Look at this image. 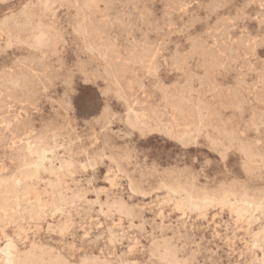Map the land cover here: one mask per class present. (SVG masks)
I'll return each mask as SVG.
<instances>
[{
    "label": "rangeland",
    "instance_id": "374dc122",
    "mask_svg": "<svg viewBox=\"0 0 264 264\" xmlns=\"http://www.w3.org/2000/svg\"><path fill=\"white\" fill-rule=\"evenodd\" d=\"M61 1L0 0L2 196L45 150L0 216V249L10 239L42 264H168L166 247L182 264L263 263L264 0Z\"/></svg>",
    "mask_w": 264,
    "mask_h": 264
},
{
    "label": "bare ground",
    "instance_id": "6f19581e",
    "mask_svg": "<svg viewBox=\"0 0 264 264\" xmlns=\"http://www.w3.org/2000/svg\"><path fill=\"white\" fill-rule=\"evenodd\" d=\"M47 1V0H46ZM59 1V0H58ZM61 1V0H60ZM133 1V0H132ZM164 1V0H163ZM174 1V0H173ZM183 1V0H182ZM215 1V0H214ZM221 1V0H220ZM230 1V0H229ZM249 1V0H248ZM252 1V0H251ZM259 1V0H258ZM262 1V0H261ZM62 2V1H61ZM185 2V1H184ZM196 2V1H195ZM222 2H223V0H222ZM255 2V1H254ZM48 3H49V0H48ZM152 3V2H151ZM168 3V2H167ZM213 3V2H212ZM217 3V2H216ZM216 3H214V5L216 4ZM226 3V2H225ZM229 3V2H228ZM53 4V6H54V3H52ZM173 4V3H172ZM172 4H170V6L172 5ZM191 4H192V2H191ZM196 4V3H195ZM202 4V3H201ZM201 4H199L200 5V7L199 8H201V7H203V6H201ZM220 5L221 4H223V3H219ZM253 4V3H252ZM182 5V4H181ZM186 5V4H185ZM210 5V4H209ZM224 5V4H223ZM222 5V6H223ZM249 5V4H248ZM248 5L246 4V6L248 7ZM264 5V4H263ZM206 6V5H205ZM219 6V5H218ZM251 6V5H250ZM257 6V5H256ZM24 7V6H23ZM173 7V6H172ZM186 7H187V5H186ZM215 7H217V6H215ZM215 7H212V8H215ZM221 7V6H220ZM220 7H218L219 9H220ZM226 7V6H225ZM228 7H229V5H228ZM261 7V6H260ZM259 7V8H260ZM263 7V6H262ZM45 8V7H44ZM48 8V7H47ZM47 8H45V9H47ZM50 8V7H49ZM48 8V9H49ZM174 8V7H173ZM223 8V7H222ZM47 9V10H48ZM128 9H130V7L128 8ZM178 9V8H177ZM261 9V8H260ZM179 10H181V8L179 9ZM49 11V10H48ZM171 11V10H170ZM169 11V12H170ZM46 12V11H45ZM168 12V13H169ZM257 12V11H256ZM166 13V12H165ZM212 14H213V12H212ZM168 16V15H167ZM235 16V15H234ZM251 16V15H250ZM264 16V15H263ZM236 17H238V16H236ZM244 17V16H243ZM4 18V17H3ZM195 18H196V16H195ZM206 18V17H205ZM230 18V17H229ZM233 18V17H232ZM238 18H241V17H238ZM247 18H249V17H247ZM251 18V17H250ZM197 19V18H196ZM200 19V18H199ZM237 19V18H236ZM236 19H234V20H236ZM244 19V18H243ZM253 19V18H252ZM170 20V19H169ZM222 21H223V19H221ZM228 20V19H227ZM231 20V19H230ZM239 20V19H238ZM200 21V20H199ZM240 21V20H239ZM238 21V22H239ZM258 21V20H257ZM1 22V21H0ZM193 22H195L194 20H193ZM223 22H225V21H223ZM172 23V22H171ZM185 23H187V22H185ZM231 23V22H230ZM263 23V22H262ZM219 24H221V23H219ZM223 24V23H222ZM221 24V25H222ZM241 24V23H240ZM259 24V23H258ZM264 24V23H263ZM185 25V24H184ZM214 25V24H213ZM242 25V24H241ZM194 26V25H193ZM216 26V25H215ZM228 27H229V25H227ZM260 26V25H259ZM5 27V26H4ZM208 27V26H207ZM217 27V26H216ZM230 27H232V26H230ZM184 28V27H183ZM224 28H226V27H224ZM259 28V27H258ZM182 29V28H181ZM180 29V30H181ZM187 29V28H186ZM228 29V28H227ZM234 29V28H233ZM54 30V29H53ZM63 30V29H62ZM224 30V29H223ZM229 30H230V28H229ZM228 30V31H229ZM73 31H74V29H73ZM226 31V30H225ZM235 31V30H234ZM246 31V30H245ZM205 32V31H204ZM230 32H231V30H230ZM229 32V33H230ZM54 33V32H53ZM212 33V32H211ZM222 33H223V31H222ZM77 34V33H76ZM213 34H214V32H213ZM218 34V33H217ZM221 34V33H220ZM223 34H225V33H223ZM204 35L205 36H209V34H205L204 33ZM219 35V34H218ZM222 35V34H221ZM241 35V34H240ZM247 35V34H246ZM56 36H58V35H56ZM199 36H201V35H199ZM215 36V35H214ZM220 36V35H219ZM262 36H264V35H262ZM210 37V36H209ZM45 38H46V35L44 34V33H42V32H39L38 34H36L35 35V37H34V43L36 44V45H41V44H43V42L45 41ZM61 38V37H60ZM197 38V37H196ZM200 38V37H199ZM219 38V37H218ZM232 39L231 40H234L235 41V39H233V37H231ZM247 38V37H246ZM252 38V36H250V38L249 39H251ZM262 38H264V37H262ZM261 38V39H262ZM63 39V38H62ZM188 39V38H187ZM210 39H211V37H210ZM248 39V40H249ZM254 39V38H253ZM61 40V39H60ZM196 40V39H195ZM209 40V39H208ZM245 40V39H244ZM263 40V39H262ZM262 40H261V42H262ZM65 41V40H64ZM242 41V40H241ZM264 41V40H263ZM215 42V41H214ZM213 42V43H214ZM260 42V41H259ZM67 43V42H66ZM193 43V42H192ZM194 43H195V41H194ZM193 43V44H194ZM202 43V42H201ZM227 43V42H226ZM233 43V42H232ZM231 43V44H232ZM197 44V43H196ZM230 44V45H231ZM238 44H240L239 42H238ZM201 45V44H200ZM214 45V44H213ZM220 45V44H219ZM223 45V44H222ZM225 45V44H224ZM262 45V44H261ZM260 45V46H261ZM4 46V45H3ZM83 46H84V44H83ZM194 46V45H193ZM196 46V45H195ZM203 46H204V44H203ZM203 46H201V47H199V48H202ZM215 46H217V45H215ZM218 47V46H217ZM243 47V46H242ZM194 48V47H193ZM224 48V47H223ZM228 47H226V49H227ZM229 48H231V46L229 47ZM241 48V47H240ZM246 48H247V46H246ZM252 48V47H251ZM91 49V48H90ZM147 49V48H146ZM250 49V48H249ZM253 49V48H252ZM3 50H5V48H3ZM198 50V49H197ZM209 50V49H208ZM212 50H214V49H212ZM222 50V49H221ZM228 50V49H227ZM240 50V49H239ZM244 50V49H243ZM247 50H248V48H247ZM254 50V49H253ZM216 51H218V50H216ZM220 51V50H219ZM223 51V50H222ZM228 51H231V50H228ZM238 51V50H237ZM249 51V50H248ZM214 52V51H213ZM232 52V51H231ZM234 52H235V50H234ZM91 53V52H90ZM211 54H212V51L210 52ZM209 53V54H210ZM248 53H250V52H248ZM94 54H96V53H94ZM194 54V53H193ZM203 54H205V53H203ZM255 54H256V52H255ZM213 55V54H212ZM229 55V54H228ZM250 55H251V53H250ZM95 56V55H94ZM206 56V55H205ZM234 56H237V55H234ZM238 56H240V55H238ZM252 56V55H251ZM224 57V56H223ZM215 58V57H214ZM225 58V57H224ZM229 58V57H228ZM237 58V57H236ZM239 58V57H238ZM237 58V59H238ZM220 59V58H219ZM222 59V58H221ZM220 59V60H221ZM233 59V58H232ZM261 59V58H260ZM17 60V59H16ZM234 60V59H233ZM232 60V61H233ZM21 61V60H20ZM193 61V60H192ZM218 61V60H217ZM226 61V60H225ZM230 61V60H229ZM228 61V62H229ZM208 62V61H207ZM248 62V61H247ZM252 62H254V61H252ZM225 63V62H224ZM232 63V62H231ZM223 64V63H222ZM236 64V63H235ZM234 64V65H235ZM248 64V63H247ZM13 65H15V64H13ZM18 65H20V64H18ZM22 65V64H21ZM35 65V64H34ZM34 65L32 66V68L34 67ZM80 65V64H79ZM218 65V64H217ZM31 66V65H30ZM36 66V65H35ZM199 66V65H198ZM219 66V65H218ZM241 66V65H240ZM249 66V65H248ZM248 66L246 67V68H248ZM24 67V66H23ZM203 68V67H202ZM220 68V67H219ZM260 68H262V67H260ZM232 69V68H231ZM230 69V70H231ZM224 70V69H223ZM97 71V70H96ZM240 71H241V69H240ZM243 71V70H242ZM252 71V70H251ZM250 71V72H251ZM264 71V70H263ZM256 72V71H255ZM241 73V72H240ZM1 74V73H0ZM3 74V73H2ZM7 74V73H6ZM81 74H82V72H81ZM97 74V73H96ZM229 74V73H228ZM258 74V73H257ZM262 74H264V73H261V75ZM23 75H25V74H23ZM83 75V74H82ZM20 76V75H19ZM41 76V75H40ZM243 76H246V75H243ZM11 77V76H10ZM26 77V76H25ZM36 77H37V75H36ZM34 79V78H33ZM67 79V78H66ZM245 79V78H244ZM264 79V78H263ZM263 79H262V81H263ZM12 79H10V81H11ZM68 80H69V78H68ZM40 81V80H39ZM245 81V80H244ZM243 81V82H244ZM260 81V80H259ZM12 82V81H11ZM23 82H26L25 80L23 81ZM252 82V81H251ZM256 83H257V81H255ZM4 83V82H3ZM16 83V82H15ZM18 83H19V80H18ZM28 83H30V82H28ZM35 83V82H34ZM41 83V82H40ZM9 84H11L10 82H9ZM26 85H27V83H25ZM32 84V83H31ZM255 84V83H254ZM12 85H14L13 83H12ZM22 85V84H21ZM65 85V84H64ZM20 86V85H19ZM37 86V85H36ZM43 86V85H42ZM12 87V86H11ZM26 87V86H25ZM263 87V86H262ZM3 88V87H2ZM1 88V89H2ZM6 88V87H5ZM18 88H20V87H18ZM21 88H22V86H21ZM26 88H28V87H26ZM36 88V87H35ZM39 88V87H38ZM109 88V87H108ZM223 88V87H222ZM221 88V89H222ZM4 89V88H3ZM14 89H16V88H13V90ZM47 89V88H46ZM17 90V89H16ZM23 90V89H22ZM262 90V89H261ZM260 90V91H261ZM15 91V90H14ZM6 92V91H5ZM21 92V91H20ZM212 93V92H211ZM210 93V94H211ZM28 94V93H27ZM36 94V93H35ZM42 94V93H41ZM224 95V94H223ZM262 95V94H261ZM3 96H6L5 94H3ZM10 96V95H9ZM37 96V95H36ZM39 96V95H38ZM264 96V95H263ZM11 97H12V95H11ZM23 97V96H22ZM22 97H20V98H22ZM61 97L63 98V96L61 95ZM224 97V96H223ZM226 97H229V95L228 96H226ZM20 98L18 97V99L20 100ZM218 98V97H217ZM29 99V98H28ZM50 99V98H49ZM234 99V98H233ZM254 99V98H253ZM259 99H261V98H259ZM13 100H16V102L18 101L17 99H13ZM12 100V101H13ZM47 101H48V98L46 99ZM122 100V99H121ZM255 100V99H254ZM257 100H258V98H257ZM33 101V100H32ZM14 102V101H13ZM22 102V101H21ZM259 102H261V100H259ZM263 102V101H262ZM1 103H2V101H1ZM64 104H66V102L64 103ZM259 104H261V103H259ZM264 104V103H263ZM262 104V105H263ZM1 105V104H0ZM3 105V104H2ZM221 105V104H220ZM226 106V105H225ZM238 106H239V104H238ZM2 107V106H1ZM5 107H7V106H5ZM70 107V106H69ZM227 107V106H226ZM226 107H222V108H226ZM232 107H234V106H232ZM231 107V108H232ZM235 107H236V105H235ZM240 107H242V104H241V106ZM237 108H239V107H237ZM62 109V108H61ZM107 109V108H106ZM105 109V110H106ZM110 109V108H109ZM235 109V108H234ZM240 109V108H239ZM0 110H2V111H4L2 108L0 109ZM58 110H60V109H58ZM58 110H57V114H58ZM72 110V109H71ZM74 110V109H73ZM227 110V109H226ZM225 110V111H226ZM232 110V109H231ZM256 110H258V109H256ZM2 111H1V113H2ZM107 111H109V110H107ZM236 111V110H235ZM240 111H241V109H240ZM262 111V110H261ZM242 112V111H241ZM241 112H239V114L241 113ZM65 113V112H64ZM103 113V112H102ZM66 114V113H65ZM73 114V113H72ZM263 114H264V112H263ZM108 115V114H107ZM113 115H115V114H113ZM256 115H258V113L256 114ZM59 116V115H58ZM105 116H106V114H105ZM109 116V115H108ZM254 116V115H253ZM111 115H110V119H111ZM248 117V116H247ZM263 117V116H262ZM261 117V118H262ZM6 118H7V116H6ZM113 118H114V116H113ZM9 119V118H8ZM98 119H100V121H101V118H98ZM263 119H264V117H263ZM24 120H25V118H24ZM69 120V119H68ZM112 120V119H111ZM118 120H120L119 118H118ZM124 120V119H123ZM122 120V121H123ZM250 120H251V122H252V117L250 118ZM250 120H249V122H250ZM258 120V119H257ZM259 120H261L260 118H259ZM258 120V121H259ZM126 121L128 122V120L126 119ZM125 121V122H126ZM112 122V121H111ZM120 122V121H119ZM262 123H264L263 121H261ZM260 122V124H262ZM0 123H1V121H0ZM87 123V122H86ZM101 123V122H100ZM254 123H256V122H254ZM57 124V123H56ZM55 124V125H56ZM108 125H109V123H107ZM127 124V123H126ZM91 125V124H90ZM97 125H99V124H97ZM252 125V124H251ZM255 124H253V126H254ZM264 125V124H263ZM263 125H261L262 127H263ZM21 126V125H20ZM23 126V125H22ZM107 126V125H106ZM128 126V125H127ZM132 126V125H131ZM143 126H145V125H143ZM259 126V125H258ZM4 127V126H3ZM103 127V126H102ZM129 127H130V125H129ZM252 127V126H251ZM255 127V126H254ZM260 127V126H259ZM12 128V127H11ZM44 128V127H43ZM73 128V127H72ZM106 128V127H105ZM131 128V127H130ZM133 128V127H132ZM156 128V127H155ZM256 129H257V127H256ZM105 130V129H104ZM166 130V129H165ZM1 131V130H0ZM76 131V130H75ZM119 132H120V130H118ZM157 131V130H156ZM15 132V131H14ZM77 132V131H76ZM142 132V131H141ZM166 132V131H165ZM125 133V132H124ZM137 133H139V131L137 132ZM3 134V133H2ZM105 134H106V132H105ZM119 134V133H118ZM126 134V133H125ZM124 134V135H125ZM130 134V133H129ZM158 134V133H157ZM73 135H75V133L73 134ZM163 135V134H162ZM197 135H198V133H197ZM88 136V135H87ZM102 136H103V134H102ZM165 136V135H164ZM167 136V135H166ZM169 136V135H168ZM75 137V136H74ZM118 137V136H117ZM143 137V136H142ZM141 137V138H142ZM107 138H108V136H107ZM127 138V137H126ZM140 138V137H139ZM169 138V137H168ZM180 138H181V136H180ZM192 138V137H191ZM2 140H6V139H4V138H2ZM119 140V139H118ZM83 141H84V139H83ZM177 141H178V137H177ZM176 141V142H177ZM180 141V140H179ZM183 141V140H182ZM185 142H187V141H185ZM184 142V143H185ZM189 142V141H188ZM81 143V142H80ZM212 143V142H211ZM103 144V143H102ZM179 145H180V143H178ZM182 144V143H181ZM112 145V144H111ZM110 145V146H111ZM211 145V144H210ZM19 146V145H18ZM76 146H77V144H76ZM79 146V145H78ZM186 146V145H185ZM184 146V147H185ZM109 147V146H108ZM107 147V148H108ZM186 147H188V146H186ZM77 148V147H76ZM114 148V147H113ZM102 149V148H101ZM112 149V148H111ZM239 149H240V147H239ZM109 150V149H108ZM117 150H119V149H117ZM233 150V149H232ZM77 151V150H76ZM93 151V150H92ZM244 151H245V149H244ZM109 152V151H108ZM108 152H107V154H108ZM241 152V151H240ZM29 153H31V154H34L35 155V157H36V160L35 161H30V159H26L25 160V165L26 166H29L30 164L31 165H33L32 166V168L30 169L29 167H27L25 170H23V171H21L20 173H19V175H15V176H13L12 177V179H11V183H9V184H5V193L6 194H9V196L8 197H4V196H2V194H1V190H0V216H3V217H9V218H12V214L11 213H9V210L10 209H12V208H14V205H19V199H20V197L21 196H24V195H28L29 194V188H27V186H25V187H22L20 190L22 191V193H20V195H19V190H18V188H20V186L22 185V184H26L28 181H30L32 178H34V177H37V173H38V170H39V168H45L44 167V165H43V160H44V158H45V150L43 149V148H35V149H31L30 151H29ZM81 153V152H80ZM83 153V152H82ZM217 153V152H216ZM94 154V153H93ZM242 154H243V152H242ZM75 155V154H74ZM80 155V154H79ZM126 155V154H125ZM97 156V155H96ZM96 156H94V157H96ZM220 156H221V154H220ZM254 155H252V157H253ZM110 157V156H109ZM109 157L107 156V159H109ZM116 157V156H115ZM115 157H113V161H115L114 160V158ZM118 157H119V155H118ZM127 157V156H126ZM130 157V156H129ZM251 157V156H250ZM87 158V157H86ZM90 159L89 160H91V157H89ZM92 158H93V155H92ZM112 158V157H111ZM122 158V157H121ZM120 158V159H121ZM124 158V157H123ZM134 158V157H133ZM145 158V157H144ZM220 158H223L222 156L220 157ZM226 157H225V155H224V159H225ZM101 159V158H100ZM125 159V158H124ZM224 159H223V161H224ZM83 160V162H84V159H82ZM85 160H87V159H85ZM93 160V159H92ZM99 160V159H98ZM110 160V159H109ZM128 160H129V158H128ZM130 160H131V157H130ZM110 161H112V160H110ZM132 161V160H131ZM99 162V161H98ZM122 162H123V160H122ZM72 163V162H71ZM74 163H77V162H74ZM79 163V162H78ZM92 163V162H91ZM114 163V162H113ZM112 163V164H113ZM127 163V162H126ZM86 164V163H85ZM89 164V163H88ZM87 164V165H88ZM114 164H116V163H114ZM121 165H122V163H120ZM63 165V164H62ZM66 165V164H65ZM81 165V164H80ZM87 165H85V166H87ZM95 166H97L96 165V161H95V164H94ZM99 165V164H98ZM129 165V164H128ZM134 165V164H133ZM138 166H139V164H137ZM71 166H73V165H71ZM84 166V167H85ZM69 167L70 166H68V169H69ZM119 167V166H118ZM127 167V166H126ZM145 167V166H144ZM150 167H152V166H150ZM171 167V166H170ZM173 167V166H172ZM93 168V167H92ZM115 168H116V166H115ZM136 168V167H135ZM158 168V167H157ZM247 168V167H246ZM78 169V168H77ZM90 169V168H89ZM94 169V168H93ZM141 169V168H140ZM146 169V168H145ZM166 169V168H165ZM168 169V168H167ZM176 169V168H175ZM179 169V168H178ZM188 169V168H187ZM59 170V169H58ZM57 170V171H58ZM79 170H80V168H79ZM92 170V169H91ZM90 170V171H91ZM162 170H164V169H162ZM177 170V169H176ZM95 171V170H94ZM137 171V170H136ZM146 171H147V169H146ZM151 172H152V170H150ZM166 171V170H165ZM171 171H173V170H171ZM170 171V172H171ZM180 171V170H179ZM185 171H186V169H185ZM247 171H248V168H247ZM255 171V170H254ZM69 172V171H68ZM85 172V171H84ZM117 172H118V170H117ZM133 173V170H131V171H129V173ZM154 172V171H153ZM170 172H169V174H170ZM183 172V171H182ZM181 172V173H182ZM91 173V172H90ZM125 173V172H124ZM156 173V172H155ZM165 173V172H164ZM174 173V172H173ZM179 173V172H178ZM180 173V174H181ZM186 173V172H185ZM184 173V174H185ZM189 173V172H188ZM191 173H193V172H191ZM53 174V173H52ZM75 174V173H74ZM92 174V173H91ZM95 174V173H94ZM122 174V173H121ZM135 174V173H134ZM133 174V175H134ZM163 174V173H162ZM175 174H176V171H175ZM70 175V174H69ZM138 175V174H137ZM140 176H141V174H139ZM138 175V176H139ZM181 175H183V174H181ZM180 175V176H181ZM197 175V174H196ZM247 175V174H246ZM255 175V174H254ZM74 176V175H73ZM92 176V175H91ZM142 176H145L144 174L142 175ZM150 176H151V174H150ZM165 176V175H164ZM172 176V175H171ZM188 177H189V175H187ZM193 176V175H192ZM199 176V175H198ZM197 176V177H198ZM84 177V176H83ZM128 176H126V178H127ZM146 177V176H145ZM167 177V176H166ZM183 177V176H182ZM186 177V176H185ZM187 177V178H188ZM255 177V176H254ZM257 177V176H256ZM260 177V176H259ZM139 178V177H138ZM195 178H196V176H195ZM247 178V177H246ZM136 179V178H135ZM141 179V178H140ZM139 179V180H140ZM180 179H182L181 177H180ZM193 179V178H192ZM248 179V178H247ZM256 179V178H255ZM254 179V180H255ZM258 179V178H257ZM1 180V179H0ZM88 180V179H87ZM177 180V179H176ZM251 180H252V178H251ZM250 180V181H251ZM128 181V180H127ZM147 181V180H146ZM168 181V180H167ZM174 181H175V179H174ZM173 181V182H174ZM190 181V180H189ZM189 181H188V183L186 184V185H189ZM194 181V180H193ZM192 181V182H193ZM249 181V182H250ZM253 181V180H252ZM259 181H260V178H259ZM129 182V181H128ZM185 182V181H184ZM197 182V181H196ZM244 182V181H243ZM5 183H6V181H5ZM138 183H142V181L141 182H139L138 181ZM137 183V184H138ZM256 183V182H255ZM129 184H131V182L129 183ZM136 184V185H137ZM159 184V183H158ZM163 184V183H162ZM1 185H2V181H0V187H1ZM60 184H59V182H57L56 184H54L53 186H55V187H58ZM143 185V184H142ZM142 185H141V187H142ZM145 185H146V183H145ZM150 185V184H149ZM182 185H184V183L182 184ZM195 185H193V187H192V185H191V187L193 188V189H195L196 187H194ZM165 187V186H164ZM183 187H185V185L183 186ZM187 187H189V186H187ZM219 187H220V185H219ZM130 188V187H129ZM147 188H150V187H147ZM167 188V187H166ZM165 188V189H166ZM179 189L178 190H180L181 188L180 187H178ZM191 188V189H192ZM263 188V187H262ZM136 189H138V188H136ZM152 189V188H151ZM176 189V188H175ZM193 189H192V191H193ZM200 189V188H199ZM204 189V188H203ZM131 190V189H130ZM188 190V189H187ZM140 190H138V192H139ZM182 191H184V190H182ZM259 191V190H258ZM135 192H136V190H135ZM177 192V191H176ZM191 192V191H190ZM196 192V191H195ZM228 192V191H227ZM261 192V191H260ZM134 193V192H133ZM141 193H142V191H141ZM143 193H145L144 191H143ZM178 193V192H177ZM176 193V194H177ZM180 193V192H179ZM226 193V192H225ZM239 193V192H238ZM237 193V194H238ZM262 193V192H261ZM136 194V193H135ZM196 194V193H195ZM242 193H240V195H241ZM140 195V194H139ZM149 195V194H148ZM188 195V194H187ZM228 195V194H227ZM232 195V194H231ZM141 196H144V195H141ZM230 196V195H229ZM243 197H244V194H243ZM246 198V197H245ZM59 199H61V200H63V198L60 196L59 197ZM260 200H261V198H260ZM39 201V199H36V202H38ZM188 203H189V205H190V207H194V208H199L200 206H202V204L204 203V202H214V201H218V202H220V203H222V204H225V203H227V196L226 195H223V196H221L220 198H215V197H210V196H207V197H205L204 198V200H201V199H197V198H194V197H192V196H188ZM204 201V202H203ZM242 201H244V202H246V203H249V201H247V200H245V199H242ZM201 202H203L202 204H201ZM182 203V202H181ZM53 205V207H52V209L53 210H59L60 208H59V206L57 205V204H52ZM177 205V204H176ZM260 206V205H259ZM262 206V205H261ZM203 207V206H202ZM180 208V207H179ZM257 208V207H256ZM243 212V211H242ZM263 214H264V211H263ZM240 215V214H239ZM242 217V216H241ZM242 220V219H241ZM240 223V222H239ZM247 224V223H246ZM249 226V225H248ZM245 232H247V230L245 231ZM255 244H256V241H255ZM254 244V245H255ZM258 245V244H257ZM3 246V245H2ZM2 252H3V254H4V264H42V258L40 257V256H37L35 253H34V251L33 250H29V251H27V252H23V253H21L19 250H18V248L16 247V245H15V243L12 241V240H8L7 241V243L4 245V247L3 248H1L0 249ZM160 258L163 260V261H165L166 263H168V264H182L177 258H176V256H175V254H174V252L169 248V247H166L165 249H164V251L161 253V255H160ZM263 263H264V259H263ZM263 263H261V264H263ZM46 264H67L65 261H63L62 259H60V258H58V257H56V258H51Z\"/></svg>",
    "mask_w": 264,
    "mask_h": 264
}]
</instances>
